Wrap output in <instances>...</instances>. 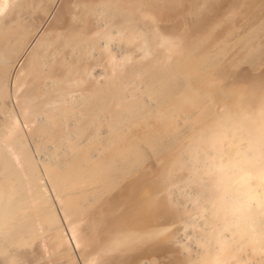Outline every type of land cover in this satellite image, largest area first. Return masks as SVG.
I'll return each mask as SVG.
<instances>
[{"label":"bare ground","instance_id":"6f19581e","mask_svg":"<svg viewBox=\"0 0 264 264\" xmlns=\"http://www.w3.org/2000/svg\"><path fill=\"white\" fill-rule=\"evenodd\" d=\"M0 264H264V0H0Z\"/></svg>","mask_w":264,"mask_h":264},{"label":"rangeland","instance_id":"374dc122","mask_svg":"<svg viewBox=\"0 0 264 264\" xmlns=\"http://www.w3.org/2000/svg\"><path fill=\"white\" fill-rule=\"evenodd\" d=\"M22 13V12H21ZM23 14V13H22ZM21 16H24V15H20L19 17L20 18H22ZM27 16H28V14H27ZM111 47H113V46H111ZM114 52H116V54H118V51H114ZM95 53H97L96 51H95ZM95 53L94 52H92L90 55H91V59H90V61H88L87 59H84L83 60V63L85 64V65H87V67L84 69V70H82V71H78V74H77V76H78V78H77V80H76V82L75 83H73L71 86H77V87H75V95H77L78 93H79V91L78 90H83L84 89V87L85 86H96L97 84H98V86L101 84V80H104L103 78H101V74L102 73H100L99 71L101 70V71H103L104 69H106V68H104V66H102L101 65V62H99L98 61V63H97V60L94 62V59L96 58V55H95ZM92 66H95V70L94 69H92V75H91V68H92ZM131 66V65H130ZM91 67V68H90ZM128 69H129V66L128 67H126L125 68V71H128ZM81 78V79H80ZM119 78V80H122L123 78H124V76L122 75V76H119L118 77ZM87 80H89V82H91V83H87ZM82 82V83H81ZM73 91V89H72V92H74ZM66 101H67V105H69V101H68V96H66ZM11 102L12 101H8V103L7 104H9L14 110H15V107H14V104H13V102H12V104H11ZM74 115H71V118L73 117ZM67 119H68V117H67ZM26 140V139H25ZM28 140V141H27ZM26 140V142H27V144H28V147H30L31 148V153L33 152V158L37 161V163H38V161L41 159V156L40 155H44V156H46L47 154H51V152H52V150H53V148H51V147H49V146H44V147H39V149L40 150H37V149H35V147H34V145H33V142H31L29 139H27ZM29 144H30V146H29ZM32 145H33V147H32ZM33 148V149H32ZM38 148V147H37ZM43 149V150H42ZM63 149H65V148H63V147H59L58 148V150H60V151H62ZM30 150V149H29ZM33 150H35V151H33ZM38 151V153H37V151ZM42 151V152H41ZM36 152V153H35ZM34 154H37L36 156L34 155ZM39 154V155H38ZM36 157H38V159L36 158ZM40 158V159H39ZM196 227H193V228H188L187 229V233H189V232H193V230L192 229H195ZM185 244L186 245H188V246H190L191 244V246L190 247H193L194 246V243H193V239H192V236L191 235H189V239H187V242H185Z\"/></svg>","mask_w":264,"mask_h":264}]
</instances>
